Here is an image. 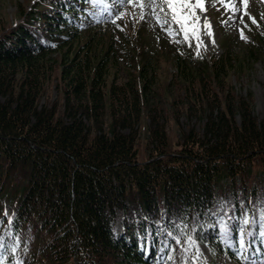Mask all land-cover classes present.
<instances>
[{
	"label": "trees",
	"instance_id": "16d2710c",
	"mask_svg": "<svg viewBox=\"0 0 264 264\" xmlns=\"http://www.w3.org/2000/svg\"><path fill=\"white\" fill-rule=\"evenodd\" d=\"M96 9L37 0L0 20V264H166L171 233L263 255L264 118L228 79L264 60L263 34L200 63L184 41L102 34ZM53 85L61 104L41 103Z\"/></svg>",
	"mask_w": 264,
	"mask_h": 264
},
{
	"label": "rangeland",
	"instance_id": "374dc122",
	"mask_svg": "<svg viewBox=\"0 0 264 264\" xmlns=\"http://www.w3.org/2000/svg\"><path fill=\"white\" fill-rule=\"evenodd\" d=\"M36 1H0V20H4L6 23L8 19L10 20L8 23L10 25L12 20H15L14 17L17 16L19 9L28 10ZM91 1L93 3L97 2L99 7H101L100 12L105 13V8H108L105 2H103V5L99 0ZM112 1L110 0L109 2L116 7L117 12H115L111 20H108L111 23H108V21L100 22L101 29L99 32L109 35L125 32L132 39H146L147 42L150 41L153 45L159 44V49L165 46L164 43L172 49L175 45L184 41L186 46L192 51L194 60L200 63L211 61L212 57L221 56L223 48L226 46L227 41L230 40L234 42L237 39L236 52L241 54L244 48L242 43L244 39L241 33L244 36L245 33L254 29L259 35L262 33L264 36V0H200L204 10H201L200 7H194L192 12L195 13V17H198L199 20L196 22L195 18H193L189 23L194 27L199 39L202 40L203 46L201 47H197V39L192 36L191 31L188 33L187 39L185 38V33L181 31L180 25L173 20L172 12L167 7L166 0H124L123 3L121 0L113 1L114 3ZM171 2L173 4H197V0H171ZM140 5L144 6L140 7ZM233 6L238 11H233ZM3 13H6L8 17L7 15L3 16ZM191 14L189 13V15ZM253 18L256 21L255 23H253ZM206 21L211 24L212 36H209L204 30ZM134 43L137 44V41ZM262 45L264 46V39ZM169 48L166 51L168 53H165L160 60L159 75L163 82L171 79L170 77L175 71L173 66H171L169 54L171 50ZM120 75H124V70L120 72ZM228 79L229 83L236 88L239 94L246 95L249 91L254 94V115L258 119L264 118V60L256 59L253 67L243 72V74L231 71ZM50 91V96H43L41 103L52 104L55 101L60 105L62 95L58 91L57 86L53 85ZM183 123L185 124V122ZM191 124L196 129H200V123L196 119ZM168 126V135L171 143L175 144L179 140V130L172 121ZM137 146L139 147L140 161H145L148 151L146 150L147 139L144 125L141 126V135ZM117 229L120 233L122 232L121 217L118 218ZM174 246L171 247L172 251L170 254H162L163 263L252 264L251 261L250 263L243 261L239 256L234 260L227 257L220 259L205 242L196 241L187 233L183 241L175 240ZM255 264H264V261Z\"/></svg>",
	"mask_w": 264,
	"mask_h": 264
},
{
	"label": "snow or ice",
	"instance_id": "6c2138e0",
	"mask_svg": "<svg viewBox=\"0 0 264 264\" xmlns=\"http://www.w3.org/2000/svg\"><path fill=\"white\" fill-rule=\"evenodd\" d=\"M121 2L123 3L124 0H121ZM166 4L167 7L171 10L172 12V18L173 20L180 25V29L181 31H183L185 33V38L187 39L188 37V33L191 31L192 36H194L197 39V47H201L203 46V42L202 40L199 39V36L197 34V32L195 31L194 27H192L190 25V21L193 20V18H195V21L198 22L199 18L195 17V13L192 12V9L194 7H200L201 10H204L203 5L200 3V0H197V4L196 5H192L190 3H178V4H173L171 2V0H166ZM144 5H140V7H143ZM187 10V11H185ZM233 11H238V9H236L234 6L232 7ZM189 13H192L191 15H189ZM142 18V17H141ZM255 19L253 18V23H255ZM204 30L206 31V33L209 36H212V32H211V24L210 22H205L204 25ZM241 36L243 39H246V37L243 36V33H241ZM214 39H213V43H214ZM242 242V241H241Z\"/></svg>",
	"mask_w": 264,
	"mask_h": 264
}]
</instances>
